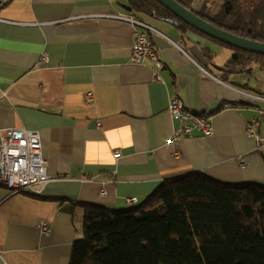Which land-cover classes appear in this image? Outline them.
<instances>
[{
  "label": "crops",
  "instance_id": "1",
  "mask_svg": "<svg viewBox=\"0 0 264 264\" xmlns=\"http://www.w3.org/2000/svg\"><path fill=\"white\" fill-rule=\"evenodd\" d=\"M123 4L10 0L0 7V130L38 132L49 176L37 194L0 187V264H68L82 236L78 204L131 209L165 180L190 174L264 185V148L245 133L264 103L238 91L264 92L244 78L231 82L241 72L208 77L202 50L225 48L166 22L151 23L161 33L150 35L161 68L148 59L133 64L135 31L115 18L127 13ZM203 5L196 0L192 10ZM44 53L47 63L39 61ZM174 95L186 111L210 118V137L171 141ZM255 132L264 141V122Z\"/></svg>",
  "mask_w": 264,
  "mask_h": 264
},
{
  "label": "trees",
  "instance_id": "2",
  "mask_svg": "<svg viewBox=\"0 0 264 264\" xmlns=\"http://www.w3.org/2000/svg\"><path fill=\"white\" fill-rule=\"evenodd\" d=\"M122 1L125 14L152 27V22L174 19L154 0ZM174 1L192 9L196 0ZM209 1L202 2L200 18L264 43V0H222L214 14L207 9ZM177 29L180 34L199 33L184 23ZM202 36L232 52L221 73L249 74L255 67L264 72V56ZM202 54L204 69L213 73L214 54L207 49ZM76 209L82 236L73 243L68 264H264V185L221 183L190 174L165 180L131 209L87 204Z\"/></svg>",
  "mask_w": 264,
  "mask_h": 264
},
{
  "label": "built area",
  "instance_id": "3",
  "mask_svg": "<svg viewBox=\"0 0 264 264\" xmlns=\"http://www.w3.org/2000/svg\"><path fill=\"white\" fill-rule=\"evenodd\" d=\"M198 1L203 2L204 0ZM8 2L10 0H0V7L6 5ZM115 18L120 22L130 25L135 31L131 62L135 65H142L148 59L153 62L156 69H160L161 64L157 59L150 35H161V33L149 24L142 23L129 14L120 15ZM174 45L176 46V44ZM39 61L47 63V54H42L39 57ZM200 69L208 77H212L203 68L200 67ZM154 80L161 82L157 74ZM238 92L250 102L264 103V96L262 95L243 91ZM167 110L171 120L176 123L171 141H181L195 136H211L210 118L186 111L182 100L177 95L171 98ZM262 122H264V108L258 109V117H254L247 122L245 131L249 138L255 140L258 146L257 151L259 152L264 148V141L258 138L255 130L259 128ZM113 155L116 157L118 151L113 153ZM240 165L243 166V164ZM48 180L46 160L43 159L41 154L39 133L25 129L0 130V187L12 193L28 192L30 194H37L42 185ZM106 183H110V181L102 182V188L99 190L101 197L106 195ZM125 202L128 206H133L137 203V200L135 198H126ZM38 231L41 236H47L49 227L41 223L38 225Z\"/></svg>",
  "mask_w": 264,
  "mask_h": 264
},
{
  "label": "water",
  "instance_id": "4",
  "mask_svg": "<svg viewBox=\"0 0 264 264\" xmlns=\"http://www.w3.org/2000/svg\"><path fill=\"white\" fill-rule=\"evenodd\" d=\"M154 1L168 10L174 16V19L165 20L166 23L173 26L174 28L179 27L180 23H184L191 29L217 42L245 52L264 56V43L244 39L224 30H220L209 22L200 18L197 15V12L193 11L192 9L184 8L174 0ZM212 68L217 72L222 71V68L217 67L215 64H212Z\"/></svg>",
  "mask_w": 264,
  "mask_h": 264
},
{
  "label": "rangeland",
  "instance_id": "5",
  "mask_svg": "<svg viewBox=\"0 0 264 264\" xmlns=\"http://www.w3.org/2000/svg\"><path fill=\"white\" fill-rule=\"evenodd\" d=\"M221 1L222 0L209 1L207 4V9L214 14L219 8V4ZM230 57L231 52L229 50L219 49L214 53L213 64H215L217 67H221ZM212 70L214 69L212 68ZM232 78L233 79L231 80V82H237L235 81L236 79L244 78L243 82H248L249 89L264 92V72L259 68H253V70L249 74L235 73L232 75Z\"/></svg>",
  "mask_w": 264,
  "mask_h": 264
},
{
  "label": "flooded vegetation",
  "instance_id": "6",
  "mask_svg": "<svg viewBox=\"0 0 264 264\" xmlns=\"http://www.w3.org/2000/svg\"><path fill=\"white\" fill-rule=\"evenodd\" d=\"M208 67H210L209 65H207ZM212 67V66H211ZM212 71H215V70H212ZM215 72H217V71H215ZM219 73H221V72H219ZM223 76H225V74H222Z\"/></svg>",
  "mask_w": 264,
  "mask_h": 264
}]
</instances>
